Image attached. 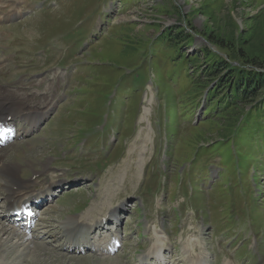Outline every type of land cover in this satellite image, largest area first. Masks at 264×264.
I'll return each instance as SVG.
<instances>
[{
  "label": "rangeland",
  "instance_id": "obj_1",
  "mask_svg": "<svg viewBox=\"0 0 264 264\" xmlns=\"http://www.w3.org/2000/svg\"><path fill=\"white\" fill-rule=\"evenodd\" d=\"M38 1L43 4L41 7H46L43 9L46 12L33 14L26 22L18 27L12 25L3 31L4 35H0V60L8 57L0 72V84L20 88L22 83L18 81L21 77L27 78L45 67L55 69L51 64L61 69L73 66L74 83L68 86L69 101L62 106V114L55 123H49L42 133L36 135L39 144L33 149L27 145L22 149L15 148L16 151L8 149L7 162H13L16 153L24 152L21 162L33 161L36 170H42L51 163L50 170L56 174L65 173L69 179H91L87 184L61 195L52 205L55 210L43 215L44 222L56 226L55 231L59 233L62 230L60 224L68 218L67 221H76L91 211L93 216L102 213L103 203L105 210L125 201L131 208L121 226L127 239L115 256L62 252L55 248L63 241L62 236L57 242L45 238V242L51 245L45 243V247L39 249L34 245L33 249L43 253L27 257L17 264H113L112 260L116 259L119 261H115L117 264H135L137 256L154 243L155 239L151 240L154 229L165 230L169 241H163V244L174 245L173 260L180 255L181 244L187 245L188 242L194 243L192 247L196 252H199L197 245H202L206 253L216 257L217 264L223 263L225 257L233 259V264H242L245 250H236L240 240L246 244L242 245L243 249L249 250L246 246L250 245L251 252L259 255L260 240L264 248V172L259 176V184L254 181L252 173L258 158H264V154L258 152L244 175L242 172L238 175L236 171L231 175L233 168L229 155L225 154V144L220 187V170L215 166L219 162L217 153L212 158L213 167L209 173L194 165L190 177L183 175L178 178L175 174L178 166L189 159L197 146H208L203 139L212 136L208 132L213 131L218 123L216 120L190 130L194 121L201 120L203 109L187 118L178 114L176 97L180 101L183 84L188 82L186 77L193 75L190 71L203 65V55L194 60L196 52L203 54L207 49L226 57L225 52L209 41V37L232 38L239 42L247 35L245 33L252 31V19L260 18L259 24L264 25V0H57L59 6L55 8L48 4L50 0H35ZM102 20L107 27L103 34L93 39L94 30H91ZM165 29L191 36L192 45L173 47L189 54L186 61L177 58L178 52L166 47L161 39L156 40ZM258 35L260 41L264 36L262 30ZM51 46L60 49H55L46 59L42 58L45 54L38 52ZM164 90H169L171 97L175 98V107L171 101L168 102L171 97L166 98ZM140 102L142 109L147 107L149 113H143V118L148 113L144 121H140V117L137 119L133 135ZM114 127H120L121 132L109 155L108 159L113 163L110 164L106 163L107 157L101 153V148L114 138ZM168 135L172 150L179 145L177 167L171 165L165 154ZM90 136H104L106 140L102 144L101 139L94 140V137L85 141L80 139ZM35 137L25 143L35 140ZM141 141L145 143L140 144L142 150L136 149L137 155L131 159V146ZM129 162L132 166H126ZM154 166L151 177L150 169ZM132 168H135L133 172ZM28 172L27 169L20 178L25 180L22 176ZM230 175L233 191L230 204L235 211V224L228 222L232 219L231 210L227 209L224 200L220 208H216L218 203L215 204V211L211 207L220 200L218 194H229ZM238 176L240 182H237ZM213 185H217L215 191L219 189L212 196L210 189ZM258 188L262 190L260 196ZM110 192L117 200L108 205V196L103 197ZM110 201H113L112 196ZM0 208L1 212L2 205ZM147 225L151 231L147 230ZM159 236L164 237V234ZM188 256L191 255L186 254ZM9 261V258H0V264H10Z\"/></svg>",
  "mask_w": 264,
  "mask_h": 264
},
{
  "label": "trees",
  "instance_id": "obj_2",
  "mask_svg": "<svg viewBox=\"0 0 264 264\" xmlns=\"http://www.w3.org/2000/svg\"><path fill=\"white\" fill-rule=\"evenodd\" d=\"M252 20V31L245 33L247 37L243 36L245 39L242 37L239 42L209 37L226 57L207 49L203 54L196 53L194 60L203 55V65L195 71L192 69L193 75L187 77L180 97L183 109L191 112L202 98L205 101L204 115L208 117L191 130L217 120V127L208 132L212 136L203 139L206 144L221 148L226 142L230 148L232 141L238 146V154L250 161L254 160L252 149L255 153L256 147H264V36L258 39L260 30L264 34V25L259 24L260 18ZM176 32L170 29L167 36L161 35L163 44L176 49L192 45L191 36ZM180 51L178 58H188ZM241 146H248L249 150L245 152Z\"/></svg>",
  "mask_w": 264,
  "mask_h": 264
},
{
  "label": "bare ground",
  "instance_id": "obj_3",
  "mask_svg": "<svg viewBox=\"0 0 264 264\" xmlns=\"http://www.w3.org/2000/svg\"><path fill=\"white\" fill-rule=\"evenodd\" d=\"M11 1H13V0H11ZM13 9L15 11V7ZM23 96L24 95H21L20 91L13 90V89H2V88H0V98H3V99L8 98L10 101L14 102L17 98H21ZM29 100L32 101L33 99L31 98ZM29 100H27L25 103H20V102L15 103L14 102V105L16 107L15 112L20 111L21 113H23V112H26L23 109L24 107H26V106L33 107L31 101H29ZM2 102L4 103L5 101H2ZM146 103L148 105H150V102L148 103V101H146ZM144 112L149 113V109L147 107L143 108V113ZM143 113H142L141 120L146 119L148 116V113H147L146 117L143 118ZM35 123L33 124L32 127H29V128L23 127L22 128V130H23L22 134H26V135L32 134V132L35 131ZM140 144H145V143H143L141 141L139 143H134L131 146V148L129 150V152L132 154L131 159H133L137 155V153L135 151L136 149H137V151L142 150L143 147ZM23 153L22 152L16 153V157H15L13 162H10V161L6 162V158L4 155H1V156H3L5 159L0 157V190L6 193V197H5L6 200L4 198L3 199L8 202V205L6 208L7 211H9V208H14V207L21 208V206L25 205V203L32 200L33 197L37 194V192L40 191V190H36L37 187L42 184V181L40 180V178L34 179L33 176H36L39 173L41 175H45L48 172L47 170L43 171V172L36 171L33 168V161H31V160L25 161V163H22L20 158L25 155ZM134 153H136V154H134ZM142 157H144V156H142ZM8 158H9V156H8ZM24 166H26V168L29 171L28 174L26 175V177H29V175L33 171H35L33 173V175L31 176L30 180H23L22 178H20L21 174L27 172V170L25 169ZM126 166H132L131 162L126 164ZM133 171L134 170H132L131 172H133ZM39 177H42V176H39ZM58 184H60V183H58ZM55 185H57L55 182H51L44 194H47V190L53 188ZM52 196H54V195H52ZM42 199L46 200V197L42 196ZM50 209L55 210V206H52ZM111 209L109 210V212L107 214H110L111 218H114L116 220H117V217L120 213H124L126 211V208L124 206H120V205L118 206V208L114 209V213H112ZM30 211L31 210H29L28 213L33 214ZM42 215H43V213L41 214V216ZM106 215H104L103 217H105ZM103 217H101V218H103ZM98 221L99 220H97V221L94 220L93 224L89 225V227H88V225H85V224L82 225L83 221H81V222L78 221L79 223L77 221H66L65 223H63L62 229L66 230L64 232V235H67L69 238H68L67 243L60 245L61 246L60 248H62L64 250H70L71 248H79V249L82 248L84 251L90 250V251H95V252H104L102 244L98 243L95 246H93L94 243H92V241L95 239V237H92L93 229L98 230L99 228H104V226L99 225L100 223H98ZM40 226H41V224H40ZM51 227H52V225L47 224L45 226H42L41 229H43V233L45 235H49L51 238H54L53 236L55 235V233L51 232ZM87 227L91 231V235H89V236H86V235L81 236L76 232V231L85 230V229H87ZM71 229H74V231L72 230L70 232ZM103 231H105V230L103 229ZM113 236H115V235H113ZM40 237H41L40 235L27 234L26 231L14 226L11 222H9V224H8L5 221L4 217H3V220L0 219V255L2 256V258H9L11 261V262L9 261L10 264H17L27 257H31V256L33 257V255H38V254L43 253V252H36L35 250H33V249H35L34 245H38V249L45 247V246H43V245H45L44 243L39 242ZM162 249H164L163 245L157 246V248L155 250L141 255L139 257L140 258L139 263L142 264V263H149L151 261H156L158 264H164V262L166 260V258H165L166 256L164 253H162V251H161ZM183 252H184L182 254L183 259L181 258V260H178V262H185V264H203V259L206 258L207 261H209V259H210V257L207 254H205L203 256V251L199 252L200 254L196 255L193 258L194 260H191L190 256L186 257V254L192 255L193 250L188 251L184 248ZM1 256H0V258H1ZM141 257H143V259H141ZM29 261H30V259H29ZM115 261L117 262L118 259L112 260L111 263L117 264V263H115ZM31 262H32V260H31ZM105 262L107 263V261H105ZM28 264H30V263H28ZM205 264H207L206 261H205ZM224 264H226V262Z\"/></svg>",
  "mask_w": 264,
  "mask_h": 264
}]
</instances>
